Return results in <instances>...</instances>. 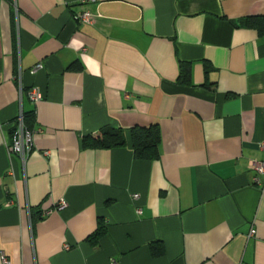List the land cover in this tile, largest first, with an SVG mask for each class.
Returning <instances> with one entry per match:
<instances>
[{
	"label": "crops",
	"instance_id": "obj_1",
	"mask_svg": "<svg viewBox=\"0 0 264 264\" xmlns=\"http://www.w3.org/2000/svg\"><path fill=\"white\" fill-rule=\"evenodd\" d=\"M80 1L0 0V264H264V0ZM153 124L154 160L82 142Z\"/></svg>",
	"mask_w": 264,
	"mask_h": 264
},
{
	"label": "trees",
	"instance_id": "obj_2",
	"mask_svg": "<svg viewBox=\"0 0 264 264\" xmlns=\"http://www.w3.org/2000/svg\"><path fill=\"white\" fill-rule=\"evenodd\" d=\"M241 25L245 28L255 29L259 35L264 36V16H247L241 20ZM180 81L188 82L189 68L187 65L180 66ZM32 114L24 115V124L31 129ZM130 140L131 148L135 158L143 160H154L159 157L160 131L157 124L148 127H133L129 130V134L119 128H105L96 138L90 136L85 137L82 142L87 146L112 149L124 147ZM41 218V215H39ZM105 226L102 220L99 221L97 229L88 237L92 244H96L104 235ZM152 247L154 255L161 252V246L158 244ZM159 250V251H158Z\"/></svg>",
	"mask_w": 264,
	"mask_h": 264
},
{
	"label": "built area",
	"instance_id": "obj_3",
	"mask_svg": "<svg viewBox=\"0 0 264 264\" xmlns=\"http://www.w3.org/2000/svg\"><path fill=\"white\" fill-rule=\"evenodd\" d=\"M97 0H81L82 4L89 2H96ZM76 20L79 23H92L94 15L88 10H84L75 15ZM37 65L36 68H39ZM27 96L32 102H37L42 98L40 89L32 87L27 90ZM15 128L11 134V139L7 144L8 155H15L20 158L21 162L25 164L27 155L32 148V131L28 130L24 124V114L22 111L19 112L16 121ZM262 149H264V143H262ZM255 175L253 177V182L257 185L262 184L261 178L264 177V162L257 163L253 166ZM65 206L64 203H60L57 209H62ZM49 213V212H48ZM137 213H141V209L137 210ZM254 231L251 230V233ZM2 264H9L6 258L3 259Z\"/></svg>",
	"mask_w": 264,
	"mask_h": 264
}]
</instances>
